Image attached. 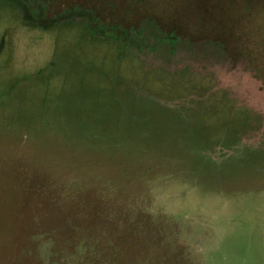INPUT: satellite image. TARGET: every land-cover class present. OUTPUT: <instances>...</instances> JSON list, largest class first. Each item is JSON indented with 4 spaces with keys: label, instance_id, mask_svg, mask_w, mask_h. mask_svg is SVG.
<instances>
[{
    "label": "rangeland",
    "instance_id": "374dc122",
    "mask_svg": "<svg viewBox=\"0 0 264 264\" xmlns=\"http://www.w3.org/2000/svg\"><path fill=\"white\" fill-rule=\"evenodd\" d=\"M0 264H264V0H0Z\"/></svg>",
    "mask_w": 264,
    "mask_h": 264
}]
</instances>
